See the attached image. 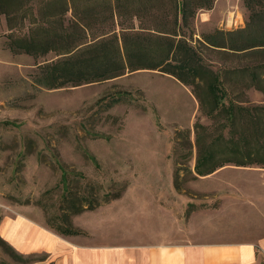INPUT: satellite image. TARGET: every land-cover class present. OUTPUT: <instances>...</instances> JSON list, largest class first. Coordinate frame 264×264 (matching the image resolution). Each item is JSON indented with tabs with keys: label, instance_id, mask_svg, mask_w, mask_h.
Returning <instances> with one entry per match:
<instances>
[{
	"label": "rangeland",
	"instance_id": "obj_1",
	"mask_svg": "<svg viewBox=\"0 0 264 264\" xmlns=\"http://www.w3.org/2000/svg\"><path fill=\"white\" fill-rule=\"evenodd\" d=\"M37 1L29 2L33 9ZM248 15L243 0H215L211 9L198 10L192 20V43L217 29L242 28ZM27 25L25 20L15 33L26 34ZM7 34L5 17L0 15V220L25 206L39 209L44 219L56 213L64 189L59 163L69 172V189L78 196L97 199L99 207L113 201L102 202L106 192L123 189L122 208L131 205L137 210V236L146 241L151 238L147 229L172 224L171 218L159 211L160 205L183 208L186 222L193 211L206 210L205 215L210 216L196 222L200 231L196 240L220 234L244 238L264 226V168L227 164L195 177L194 147L192 157L184 159L189 148L182 136L177 140V131H189L192 145L196 121L215 135L229 133L221 126V117L210 119L199 109L191 86L158 70L141 69L80 86L38 87L32 78L35 64L54 59V53L37 60L28 54H13L6 47ZM200 50L223 79L224 104H264L263 94L246 87L239 72L264 64V55L233 54L203 46ZM176 141L184 145L177 153ZM177 166L181 167L179 190L173 183ZM219 206L223 209L215 215ZM99 219V213H87L77 224L96 230ZM207 219L212 220L205 222ZM3 256L0 249V259ZM43 256L36 254V258Z\"/></svg>",
	"mask_w": 264,
	"mask_h": 264
},
{
	"label": "trees",
	"instance_id": "obj_2",
	"mask_svg": "<svg viewBox=\"0 0 264 264\" xmlns=\"http://www.w3.org/2000/svg\"><path fill=\"white\" fill-rule=\"evenodd\" d=\"M31 1L0 0V15H4L8 29L6 47L13 54L24 53L37 60L54 53V59L35 64L32 78L36 86H80L136 70H158L191 86L199 109L210 119L221 117V126L229 129L227 136L215 135L212 129L196 121L194 145L189 131H177V140L182 136L189 148L184 159L189 160L195 148V177L209 175L227 164H256L264 168V104H224L220 87L223 79L200 50L203 46L233 54L264 55V0H243L249 12L244 27L217 29L201 35L195 44L189 31L191 22L198 10L211 9L215 0H107L97 4L40 0L34 3V9ZM25 20L28 32L16 34L14 30ZM239 72L246 87H253L264 96V64ZM183 146L176 141L175 153ZM176 164L182 166L178 161ZM178 166L173 181L176 190L180 189ZM58 167L63 194L58 211L45 215V223L61 235H84V231L73 226L71 217L101 204L97 199L72 192L68 187V170L63 164L58 163ZM122 191L106 192L102 202L120 198ZM0 249L14 264L46 258L45 254L41 258L21 254L1 237Z\"/></svg>",
	"mask_w": 264,
	"mask_h": 264
},
{
	"label": "crops",
	"instance_id": "obj_3",
	"mask_svg": "<svg viewBox=\"0 0 264 264\" xmlns=\"http://www.w3.org/2000/svg\"><path fill=\"white\" fill-rule=\"evenodd\" d=\"M121 198L74 216L73 226L84 235H61L47 226L39 209L25 206L17 208L13 215L2 216L0 237L21 254H45L44 260L30 264H264V226L244 238L220 234L196 240L194 237L200 236L196 222L210 216L205 215L206 210L193 211L186 222L183 208L160 205L159 211L170 217L172 224L147 229L151 238L146 241L137 236V210H132L131 205L122 208ZM230 206L236 207H227ZM221 209L219 206L214 214ZM87 213H99L96 230L77 224ZM0 264L14 262L3 256Z\"/></svg>",
	"mask_w": 264,
	"mask_h": 264
},
{
	"label": "bare ground",
	"instance_id": "obj_4",
	"mask_svg": "<svg viewBox=\"0 0 264 264\" xmlns=\"http://www.w3.org/2000/svg\"><path fill=\"white\" fill-rule=\"evenodd\" d=\"M231 23V18H229V21H228V24H230Z\"/></svg>",
	"mask_w": 264,
	"mask_h": 264
}]
</instances>
